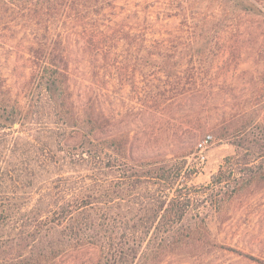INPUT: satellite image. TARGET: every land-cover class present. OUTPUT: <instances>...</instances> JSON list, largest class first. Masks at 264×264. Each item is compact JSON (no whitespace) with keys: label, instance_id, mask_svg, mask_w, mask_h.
Wrapping results in <instances>:
<instances>
[{"label":"trees","instance_id":"trees-1","mask_svg":"<svg viewBox=\"0 0 264 264\" xmlns=\"http://www.w3.org/2000/svg\"><path fill=\"white\" fill-rule=\"evenodd\" d=\"M119 1L0 0V29L25 33L32 68L23 92L0 83V264H62L65 253L86 245L98 248L95 264H162L216 248L263 263L219 243L212 229L230 218L236 199L264 186L263 118L245 111L212 128L234 151L198 186L188 154L135 155L130 132H110L97 99L77 106L68 40L99 30L106 41ZM154 1L172 11L189 0ZM237 5L256 10L245 0ZM159 56V67L169 69L171 49ZM157 80L148 92L154 103L197 82L169 72ZM257 95L264 106V73Z\"/></svg>","mask_w":264,"mask_h":264},{"label":"rangeland","instance_id":"rangeland-1","mask_svg":"<svg viewBox=\"0 0 264 264\" xmlns=\"http://www.w3.org/2000/svg\"><path fill=\"white\" fill-rule=\"evenodd\" d=\"M239 1L189 0L184 9L170 11L154 0H120L117 15L105 27L106 41L99 30L91 36L79 30L68 40L77 106L91 97L97 99L110 116L109 131L130 132L135 155L161 153L181 159L177 156L188 154L191 183L206 185L224 157L234 151L230 143L215 137L212 128L245 111L264 119L263 102L257 95L264 73L260 57L264 0H245L256 7L252 11L240 10ZM170 12L175 15L168 17ZM206 24L212 28L200 31ZM26 39L23 31L0 29V83L11 86L14 93L23 92L32 71ZM166 48L173 53L169 69L159 67V52ZM168 72L173 77L197 78V82L187 81L184 95L154 103L148 92ZM207 135L212 140L201 148L199 143ZM71 144L75 146V140ZM212 229L219 243L264 261V186L236 199L230 218ZM98 255L96 246L86 245L69 250L61 263L95 264ZM162 264L264 262L216 248L194 256L174 254Z\"/></svg>","mask_w":264,"mask_h":264},{"label":"built area","instance_id":"built-area-1","mask_svg":"<svg viewBox=\"0 0 264 264\" xmlns=\"http://www.w3.org/2000/svg\"><path fill=\"white\" fill-rule=\"evenodd\" d=\"M212 140V136L211 135H207L202 142L199 143V146L201 148L205 147L208 145V143Z\"/></svg>","mask_w":264,"mask_h":264}]
</instances>
